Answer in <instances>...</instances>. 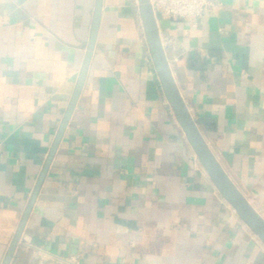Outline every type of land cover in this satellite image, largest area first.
<instances>
[{
	"label": "crops",
	"instance_id": "crops-1",
	"mask_svg": "<svg viewBox=\"0 0 264 264\" xmlns=\"http://www.w3.org/2000/svg\"><path fill=\"white\" fill-rule=\"evenodd\" d=\"M0 0V264H264L165 97L138 0ZM185 103L264 219V0L161 19Z\"/></svg>",
	"mask_w": 264,
	"mask_h": 264
},
{
	"label": "water",
	"instance_id": "water-1",
	"mask_svg": "<svg viewBox=\"0 0 264 264\" xmlns=\"http://www.w3.org/2000/svg\"><path fill=\"white\" fill-rule=\"evenodd\" d=\"M138 2L140 5L141 18L143 21L152 61L154 63L156 72L161 82L165 97L172 107L178 124L182 128L199 162L213 181L221 196L233 207V209L235 210L237 215L243 220V222L246 223L247 226L253 231V233L257 237H259V239L264 243L263 217L259 214V212L249 202V200L239 190L233 180L223 169L218 159L210 149L202 132L200 131L198 121L194 119L185 103V100L173 76L166 55L165 47L160 36L159 22L155 15L151 0H138ZM101 8L102 0H97L93 29L86 53V58L77 84V88L71 101L70 107L67 111V114L65 115V118L59 130L57 139L51 150L47 166L50 164L55 154L58 144L64 134L66 126L68 125L70 117L81 94V90L83 88L87 76L93 50L97 40V34L101 18ZM32 204L33 201L31 202L29 208L25 213L23 221L21 222V225L19 227L18 233L8 250L7 256L3 264H9L12 259L13 253L21 237V233L24 228Z\"/></svg>",
	"mask_w": 264,
	"mask_h": 264
},
{
	"label": "built area",
	"instance_id": "built-area-1",
	"mask_svg": "<svg viewBox=\"0 0 264 264\" xmlns=\"http://www.w3.org/2000/svg\"><path fill=\"white\" fill-rule=\"evenodd\" d=\"M158 22L161 19H186L191 22L202 17L220 0H151ZM69 264H81L79 256L67 259Z\"/></svg>",
	"mask_w": 264,
	"mask_h": 264
}]
</instances>
